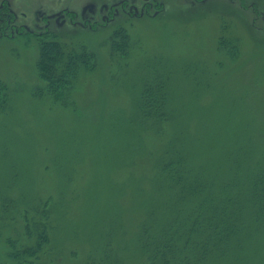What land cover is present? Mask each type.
I'll use <instances>...</instances> for the list:
<instances>
[{
	"label": "rangeland",
	"instance_id": "rangeland-1",
	"mask_svg": "<svg viewBox=\"0 0 264 264\" xmlns=\"http://www.w3.org/2000/svg\"><path fill=\"white\" fill-rule=\"evenodd\" d=\"M8 2L29 32L0 36V264L33 247L26 219L42 202L52 228L34 264H147L139 226L167 218L170 160L214 185L264 167V0ZM45 16L96 56L59 98L36 65ZM248 226L207 264H264V225Z\"/></svg>",
	"mask_w": 264,
	"mask_h": 264
},
{
	"label": "trees",
	"instance_id": "trees-1",
	"mask_svg": "<svg viewBox=\"0 0 264 264\" xmlns=\"http://www.w3.org/2000/svg\"><path fill=\"white\" fill-rule=\"evenodd\" d=\"M36 36L39 41L36 65L39 77L45 82L42 93L49 92L59 98L82 71L96 66L95 53L83 43L74 44L52 30ZM111 44L114 51H126L128 33L122 28L117 30ZM145 93L144 104L152 109L155 102H148L154 96L151 91ZM150 112L154 119L162 116L159 111ZM145 113L148 115V111ZM251 169L241 178L239 169L234 167L228 180L224 178L214 185L203 172L192 174L182 153L176 161L170 160L162 175L167 187L175 191L174 197L169 196L173 205L166 204L167 218L155 232L150 231L152 224L146 222L155 216V211L148 212L140 223L138 238L144 262L207 264L237 246L242 232L251 228L248 225H264V167ZM41 204L36 205L37 216L26 219L27 235L35 238L33 247L9 253L21 264H34L49 242L48 228H52V222L47 207Z\"/></svg>",
	"mask_w": 264,
	"mask_h": 264
},
{
	"label": "flooded vegetation",
	"instance_id": "flooded-vegetation-1",
	"mask_svg": "<svg viewBox=\"0 0 264 264\" xmlns=\"http://www.w3.org/2000/svg\"><path fill=\"white\" fill-rule=\"evenodd\" d=\"M147 7V6H146ZM146 7H143L142 14H144ZM152 8V7H149ZM147 11V10H146ZM24 16L26 14L23 13ZM110 16H113L112 14ZM18 11H16L12 4L8 2V0L0 3V36L14 37L16 35H21L24 31H27L26 28H29L26 24L18 22ZM109 18L105 19L108 21ZM45 24L47 26H43L44 31L51 30V22L49 24L50 19L45 16L43 18ZM29 32V31H27ZM36 35V34H35ZM3 38V37H0Z\"/></svg>",
	"mask_w": 264,
	"mask_h": 264
}]
</instances>
